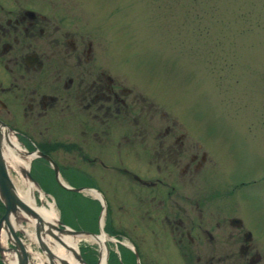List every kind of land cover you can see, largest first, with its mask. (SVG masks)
<instances>
[{"label":"flooded vegetation","instance_id":"1","mask_svg":"<svg viewBox=\"0 0 264 264\" xmlns=\"http://www.w3.org/2000/svg\"><path fill=\"white\" fill-rule=\"evenodd\" d=\"M63 5L0 0V131L33 155L29 173L38 159L54 189L89 188L67 182L68 169L128 182L125 215L110 227L102 220L106 264L113 256L116 264H264V230L245 198L264 199V186L257 189L264 174L241 178L230 147L252 145L234 136L226 144L164 112L136 74H121L96 55L95 28ZM225 145L236 157L229 165ZM37 153L51 158L71 189Z\"/></svg>","mask_w":264,"mask_h":264},{"label":"rangeland","instance_id":"2","mask_svg":"<svg viewBox=\"0 0 264 264\" xmlns=\"http://www.w3.org/2000/svg\"><path fill=\"white\" fill-rule=\"evenodd\" d=\"M54 1L60 6L64 3L63 7L78 20L95 28L96 55L109 61L113 70L121 74H136L148 98L164 112L184 123L193 120L196 127L208 128V135L210 131L226 144L230 136L250 143L252 146L247 147L233 141L230 146L239 158L241 178L264 174V0ZM223 156L227 165L236 160L227 145L223 147ZM32 161L30 170L45 189H40L44 197L35 190V200L38 206L52 202L64 225L95 234L100 224L98 218L101 221L105 215L110 227L116 218L125 215L131 198L124 178L117 181V176L100 170L62 171L73 187L98 191L102 205L84 192L91 189L66 198L65 192L54 189L44 177L48 173L46 165L38 159ZM261 185L264 182L258 188V183L253 186L259 190ZM245 198L255 205L259 227L264 230V199L251 194ZM114 199L121 203L113 205ZM65 200L69 202L66 204ZM28 223L21 218L22 228L17 231L30 249L29 264L40 263L35 254L46 264L36 242L27 239L26 232L34 234ZM9 244L6 240L4 246ZM76 245L79 252H84L80 255L87 264H96V244L83 238ZM107 245L112 247V242ZM120 252L124 256V251L119 249V255ZM100 259L101 255L97 264ZM111 259L116 264L115 256ZM0 264L5 262L0 260Z\"/></svg>","mask_w":264,"mask_h":264},{"label":"water","instance_id":"3","mask_svg":"<svg viewBox=\"0 0 264 264\" xmlns=\"http://www.w3.org/2000/svg\"><path fill=\"white\" fill-rule=\"evenodd\" d=\"M1 138V135H0ZM7 137L5 135V141ZM46 159L54 169L55 178L57 179L60 186L71 189L69 186L63 184L57 178V167L53 163L50 157L44 154L37 153ZM20 172L23 176L27 177L36 186L37 183L30 175L28 169L20 168ZM76 190V189H75ZM74 190V191H75ZM79 191V190H76ZM0 201L3 205V212L0 216V256L4 259L3 253L7 252L14 256L16 264H29L28 260V250L23 243L21 237L15 232L13 228L10 217L11 215L17 216L24 214L29 218L34 219V237L37 242L38 247L43 252L47 264H71L66 258H58L53 254V252L47 246L44 237L48 236L59 242L65 249L69 250L72 254V259L74 264H87L81 257L78 250L74 247L69 246L66 242L61 240L59 234H88L85 231L75 230L73 228L64 225L60 220L56 223H51L43 220L29 205L23 202L15 192L14 186L7 173V162L2 154L1 144H0ZM22 218V217H21ZM1 231L4 232L5 238L10 242V246H3L1 244ZM95 237L96 234H92ZM57 262V263H56Z\"/></svg>","mask_w":264,"mask_h":264},{"label":"bare ground","instance_id":"4","mask_svg":"<svg viewBox=\"0 0 264 264\" xmlns=\"http://www.w3.org/2000/svg\"><path fill=\"white\" fill-rule=\"evenodd\" d=\"M2 132V131H0ZM2 154L7 162V172L8 176L11 179L15 192L18 195V197L25 202L27 205H29L43 220L47 222H53L56 223L58 220V216L55 213V207L52 202L47 201L46 205H40L38 206L36 200H35V190L39 192L40 196H43V193L40 189L37 188V186L31 182L27 177L23 176L20 172V168L22 169H28L29 163L33 156H30L26 154L23 150V148L20 147L18 141L12 136H8V139L5 141L4 144L2 141L1 144ZM9 168V169H8ZM12 172L14 174H12ZM23 176L24 178L22 179ZM93 197H95V191L94 190H86L84 191ZM21 217L28 220L29 226L34 225V219L29 218L25 216L24 214H19L16 217L11 215L10 220L12 223L13 228L19 229L22 228L20 225ZM22 223V222H21ZM100 225H102V220L100 221ZM27 225L25 226L26 229ZM27 230V229H26ZM25 235V234H24ZM92 234H59V237L61 240L66 242L69 246L74 247L76 250H78L77 245L78 241L83 238H87L91 243L97 244V246L100 248V255L101 259L99 260V264H106L105 259V246L104 243L106 242L105 236L101 233L98 236H88ZM27 239H29L31 242H35V238L32 231L26 232ZM24 237V236H23ZM47 246L52 247V252L57 256L58 258H66L71 262V264H74L72 259V254L69 250L65 249L59 242H57L55 239L51 237H44ZM6 238L4 235V232L1 231V244L4 246L6 243ZM24 242V241H23ZM108 243V242H107ZM50 248V247H49ZM37 258V261L40 262L39 264H42V258L39 256V254L34 255ZM5 264H16V260L7 252L3 253ZM30 261V260H29ZM44 262V261H43ZM57 263V262H56Z\"/></svg>","mask_w":264,"mask_h":264},{"label":"trees","instance_id":"5","mask_svg":"<svg viewBox=\"0 0 264 264\" xmlns=\"http://www.w3.org/2000/svg\"><path fill=\"white\" fill-rule=\"evenodd\" d=\"M53 182H54V181H53ZM55 187H56L57 190H60V191L65 192L66 198H67L71 193H75V194H77V192L63 189V188L59 187L58 185H55ZM43 189H44V188H43ZM44 190H45V189H44ZM68 202H69V201H68ZM68 202L65 200V203H66V204H67ZM59 204H61V202H60ZM59 204H58V205H59ZM2 209H3V206H2V204L0 203V211H1ZM89 250H90V249H89ZM89 250H88V251H89Z\"/></svg>","mask_w":264,"mask_h":264}]
</instances>
